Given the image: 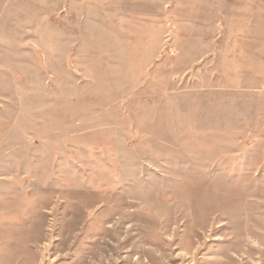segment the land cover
Segmentation results:
<instances>
[{
    "label": "rangeland",
    "instance_id": "obj_1",
    "mask_svg": "<svg viewBox=\"0 0 264 264\" xmlns=\"http://www.w3.org/2000/svg\"><path fill=\"white\" fill-rule=\"evenodd\" d=\"M0 264H264V0H0Z\"/></svg>",
    "mask_w": 264,
    "mask_h": 264
}]
</instances>
